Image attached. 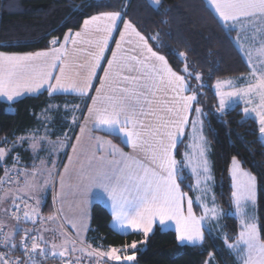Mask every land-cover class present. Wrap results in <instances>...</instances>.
Here are the masks:
<instances>
[{
    "label": "snow or ice",
    "instance_id": "obj_1",
    "mask_svg": "<svg viewBox=\"0 0 264 264\" xmlns=\"http://www.w3.org/2000/svg\"><path fill=\"white\" fill-rule=\"evenodd\" d=\"M161 2L162 0H152L157 6ZM208 3L226 30V37L232 41L250 68L249 82L243 87H233V81L230 79L216 81L215 88L220 97L219 110L223 111L225 98L229 100L237 98L243 100L245 104L252 103L250 98L258 99L259 102L254 107H245L243 113L245 116L250 113L255 115L259 124L258 131L264 136V0H208ZM122 15L121 11L99 12L83 21V31L74 34L79 40L72 39L71 30L64 36L65 44L71 39L73 45L78 42L88 43L95 48V51L88 53L91 57L89 73L82 82L66 75V64L62 57H67L69 53L63 44L60 48L34 53L0 52V96L6 97L8 101H13L26 93L40 94L42 89L48 91L49 96L56 93L87 96L108 41L117 30V22H121L124 27V31L120 32V41L116 43L118 50L126 35H134L138 38L139 45L150 54L149 58L158 62L148 64L138 61L140 64L138 70L145 73L143 76H122L118 71L122 57L113 52L112 60L108 61V68L104 70L100 88L96 89L97 95L91 97L92 106L88 108V113L93 127L105 130L110 135L120 136L123 143L142 156L138 158L136 155L124 153L110 141H102L97 137L100 150H103L104 144H108L109 154L114 158L97 168L94 175L88 178L92 182V187L106 194L116 227L124 234L132 231L142 233L145 237L144 241H132L121 247H109L107 251L79 249L89 258H94L96 264H100L101 261L104 264H136L138 245L146 243L157 221L161 225L174 221L178 241L192 245L201 244L205 240V225L210 222L218 224L219 218L224 215L223 209L216 204L215 195L211 194L209 189L212 176L207 157L208 142L203 135L202 109L196 106L200 103L198 95L202 94L205 86L202 74L190 70L186 63V55L182 52H173L183 64L179 72L173 70L167 58L153 51L149 44V40L158 41V34L148 36L141 34L131 21L122 20ZM233 32L236 33L235 36L232 35ZM91 33L102 35L96 39H84ZM50 43L55 45L58 39L53 38ZM131 59L135 60L136 57ZM58 61L59 75L54 76ZM53 80L55 83H52ZM118 80L131 86L120 87L118 84L113 86ZM192 80L197 82L196 85H191ZM225 85L230 90L223 91ZM165 90L170 92V99L163 101L155 99L158 92ZM64 107L68 109V105ZM78 107L72 106L71 111H77ZM52 108L59 106L50 105L44 111L48 112ZM192 113H195V118L190 119ZM148 117H151V121L146 122ZM77 120L78 118L72 115L69 122L76 125ZM186 129H190L188 134L190 143L185 146L186 151L182 153V160H178L176 158L178 145L184 143ZM84 131L85 128L81 126L80 132ZM24 139L32 137H20L13 143V148ZM69 139L65 133L63 140L56 143L61 148L67 147L69 145L65 142ZM76 139L79 142V137ZM5 143L9 141L5 139ZM31 147L33 150L36 149L35 144ZM72 148L73 151L76 150L75 146ZM11 151L12 148L0 147V161H3ZM55 151L54 149L53 154ZM117 155L120 159H115ZM15 159L18 160V157ZM71 159L69 157V161ZM55 163L53 161V167ZM64 169L68 170L67 165ZM185 169H188L195 178V183L188 185L199 193L194 198L181 190ZM4 172L7 177L8 169L5 168ZM231 175L234 189L231 193L232 203L235 214L239 217L241 231L235 237V243H228V236L225 233L224 243L228 249L236 250L241 255V264H264V239H261L259 220L255 214L257 179L242 168L241 162L235 156L232 157ZM3 182L0 180V183ZM60 184L63 187L62 175ZM100 194L97 192V195ZM209 198L211 207L205 202ZM16 199L22 198L16 197L12 201L13 205L19 208ZM194 200L202 207L200 216L193 212ZM25 209L23 216L16 212L12 213L17 221L13 232H3V226L0 225V244L9 250L22 248L24 258H12L0 252V264H42V261L49 257L68 256L69 247L57 249V245L45 241L38 230L21 227L24 222L36 223L33 220V213L36 210L30 209L28 204H25ZM17 230L23 232L19 245L14 239ZM33 231H36V235L31 234ZM71 250L76 251L75 242H72ZM129 252L131 254H128ZM79 259L76 258L77 264ZM213 261V254L209 253V261L205 264H212ZM65 264H72V261L66 260Z\"/></svg>",
    "mask_w": 264,
    "mask_h": 264
},
{
    "label": "trees",
    "instance_id": "obj_2",
    "mask_svg": "<svg viewBox=\"0 0 264 264\" xmlns=\"http://www.w3.org/2000/svg\"><path fill=\"white\" fill-rule=\"evenodd\" d=\"M102 11H121L143 35L158 34V41L149 40V44L167 58L174 70L179 72L183 64L173 52H182L190 70L202 74L205 86L196 106L204 113L205 135L212 150L215 193L224 212L223 232L228 236V243H234L240 232L231 197V165L235 156L257 179V214L261 239H264V142L258 131L259 124L245 116L240 105L220 111L214 89L218 79L245 75L250 68L226 37V30L207 0H162L159 6L152 0H0V50L34 52L47 49L53 38L62 39L69 30H78L86 18ZM232 35L235 36V32ZM196 83L191 81L193 86ZM48 101L47 93L25 97L13 104L15 112L12 113L0 100V147L12 148L3 162L13 161L19 155L26 165L33 164V153L27 143H16L14 148L13 143L36 126L37 115ZM5 139L9 143H5ZM113 139L125 146L118 136ZM183 145H178V160L182 158ZM3 162L0 163V180L5 176ZM183 175L182 189L192 194L193 189L188 187L192 177L187 172ZM44 211L46 215L53 211L50 197ZM111 219V212L105 205L100 202L92 205L88 239L94 248L108 250L145 240L140 233L115 232ZM20 235L17 230L16 243ZM138 249L136 264H205L209 253L215 255L218 264H241V257L226 247L220 234L207 233L200 245H181L175 231L157 227Z\"/></svg>",
    "mask_w": 264,
    "mask_h": 264
},
{
    "label": "crops",
    "instance_id": "obj_3",
    "mask_svg": "<svg viewBox=\"0 0 264 264\" xmlns=\"http://www.w3.org/2000/svg\"><path fill=\"white\" fill-rule=\"evenodd\" d=\"M207 2H208V0H207ZM210 7H211V5H210ZM88 18H86V19H88ZM122 20H128L124 14L122 15ZM80 31H83V23L78 30L71 31L72 39L79 40V38H76L74 34L76 32H80ZM122 31H124L123 24L121 22H117V30L112 33L111 38L108 41V46L104 52L103 59H101V61H100V66L98 68H96L95 76L93 77V79L91 81L92 88L88 91L87 96L82 97L76 93H56V94H53L52 96H49L48 91L42 89L40 94L26 93L25 95H23L21 97L15 98V100H13V101H8L6 99V97L0 96V100L8 105L7 110L9 112L14 113L15 108L13 107V104L16 103L17 101H19L25 97L39 96L43 93H47L48 97H49L48 102L50 104L56 103V104H58L60 110L66 111V112L62 111L61 113L56 114V116H55L56 121L55 122L60 129H64L65 133H67L68 136H70V135L73 136V134H75L73 139H72V144L74 143V140L77 137H79V142H77V148H84V147L86 148V147H91V146H97L100 149L99 143L96 139L97 137H99V138H101L102 141H110L112 145H115L122 152L128 153L130 155H136L138 158H140L142 156V154L135 153L130 146H127L125 143L122 142L127 147L126 148L125 146L116 142L113 139V136H117V135H110L105 130H100V129L94 128L93 124H92V119H91V117H89V113H88V108L92 106L91 97H95L97 95L96 89L100 88L101 80H103V78H104V70L108 68V61L112 60V53L113 52H117L118 57H122V59L120 61L121 67L118 69V71L120 72V74L122 76H130V77L131 76H143L145 73L138 70V69H140V64L138 63V61H144L145 63H148V64H158L157 61L149 58L150 54L144 48H142L139 45L138 38L135 37L134 35H126L124 40L121 41V48L118 50L116 43H117V41H120V32H122ZM66 34H69V31ZM100 35H102V33H91L90 35L84 37V39H96ZM235 35H236V33H235ZM62 44L65 46V48L68 50V53H69L67 57H62V60L66 64V68H65L66 75L73 77L74 79H76L79 82H82L88 76V73H89V65L91 62V57L88 55V53L95 51V48L93 45L88 44V43H79V42L76 45H73L71 43V39L67 42V44H65L64 37H63L62 39H58L57 44H55V45L51 44V46L47 49L38 50V51H34V52L49 51L52 48H60ZM153 51H155V50L153 49ZM0 52H6V51L0 50ZM6 53H27V52H6ZM132 57H136V59L135 60L131 59ZM59 63L60 62L58 61L57 62L58 67L53 72L54 76L59 75ZM249 72L245 75H241V76H237V77H228V78H224L222 80L230 79L233 81V85H232L233 87H235V88L243 87L249 82V78H248ZM52 83H55V80H53ZM116 84H118L120 87L131 86L129 83L119 81V80L116 81L113 86H116ZM215 84H216V82H215ZM215 84H214V89H215V92L217 93V89L215 88ZM228 90H230L229 87L227 85H225L223 88V91H228ZM105 91L106 92L108 91L107 87L105 88ZM109 94H111V93H109ZM186 94H190V93H186ZM217 96H218V101H219L220 97L218 94H217ZM149 98L152 99L151 96ZM170 98H171V94H170V92H166V90L158 92L156 94V97H155V99L160 100V101L168 100ZM250 99H252V101L254 102L255 105L259 102L258 99L254 98V97L250 98ZM65 105H68V109H65V107H64ZM72 106H79L78 110L75 112L71 111ZM154 106H156V105H154ZM233 106L234 105H232L230 109H232ZM234 107H236V105ZM44 108L39 111V113L37 115V119H38L39 115L44 112ZM243 109L244 108L242 107V110ZM62 113H66L65 116L69 119L63 120V118L61 116ZM72 115H75L78 118L76 125H72L69 122ZM194 116H195V113H192L190 115V119H193ZM247 117H251L258 122V120L255 118V116L251 115V113ZM148 121H151V117L147 118L146 122H148ZM63 122H64V124H62ZM59 124L61 126H59ZM81 126L85 128V131L83 133L80 132ZM189 131H190V129H186L184 145H183V152L186 151L185 146L188 143H190V140L188 139ZM118 137L122 141L121 137L120 136H118ZM207 144L209 145V143H207ZM27 147H28V149H30L29 145H27ZM209 148H210L209 152H210L211 162H212L211 169L214 173L213 161H212V150H211L210 146H209ZM103 149L109 150L108 144H104ZM28 159H30V158L28 157ZM33 159H34V157H33ZM115 159H120V157L117 155L115 157ZM180 160H182V158ZM30 162H31V160H30ZM33 162L35 163V159L32 160V163ZM186 172L188 174H190V176L192 177L190 183L193 184V182L195 180L194 177L191 175V173L189 172L188 169L184 170V173H186ZM215 180H216V178H215ZM181 190L183 192L187 193L188 196H191L193 198L196 196V192L194 191V189H193L192 194L183 190L182 186H181ZM71 199H72L71 210H73L72 206H76L75 207L76 209L81 208L82 212H83L82 215L84 216V226L81 227L77 223H75L73 216H70L71 210L65 211L66 220H67L68 224L70 223V227L73 228V229H71L72 231H70L71 234L68 231L61 232L60 230H58L59 228H57L56 226H54V228L47 227V225L50 222H52L54 219H56V217L61 216V213L60 212L55 213L53 210L50 215H46V213L44 211L45 203L43 205H41V207L36 212L33 213V220H35L36 223H32L31 221L26 222V223L27 224H37V223L40 224L41 221H43V220L46 221L45 223L39 225V227H38L39 232H40V234L43 235L45 241H48L49 243L56 244L57 249H60L62 247H69V254L68 255H70V256L79 257L80 259H83V260L86 259V260H92V261L96 262V260L94 258H89L86 253L80 252L79 249L83 248V249H88L89 251L97 249L91 245V243L89 242V239H88V231H89L90 223H91L92 205L95 202H100L103 205H105L109 209V211L111 212V208L109 206L110 202L107 200L106 194H103L102 197L99 198L96 195L93 196V195H89V194L85 193V194H81L77 198L74 197ZM216 200H217V198H216ZM184 207H185V212H186V208H187L186 201L184 203ZM193 212L197 216H200L202 214V207L200 206L199 202L195 201V200L193 203ZM234 213H235V210H234ZM6 215H7V212H6ZM111 215H112V212H111ZM257 217H258V214H257ZM6 221L10 224V225H8L10 232H13L16 229L17 223L8 220L7 217H6ZM174 225H175L174 221L166 222V224H164V225H161L159 223V221H157V223L153 225V231L151 233H153L157 227H160L164 230H173L176 232ZM111 227L115 232H117L119 234L126 235V234L122 233L121 230H119L116 227L114 220H113V216L111 219ZM221 228L223 231V217H222ZM56 229L59 232H55ZM240 231H241V226H240ZM131 233H137V232L129 231L127 234H131ZM151 233H149V235ZM207 233H209V231H208L207 226L205 225V238L207 236ZM16 234H17V231H16ZM140 234H142V233H140ZM176 234H177V232H176ZM223 235H224V233H223ZM72 242H76L77 244L80 245L79 247L75 245L76 251L71 250ZM179 243L181 245H192V244H188L187 242H180L179 241ZM195 245H200V244H195ZM98 250L102 251L100 249H98ZM234 251H235V253H237L241 257V255L236 250H234ZM102 262L103 261H101L100 263H102Z\"/></svg>",
    "mask_w": 264,
    "mask_h": 264
},
{
    "label": "rangeland",
    "instance_id": "obj_4",
    "mask_svg": "<svg viewBox=\"0 0 264 264\" xmlns=\"http://www.w3.org/2000/svg\"><path fill=\"white\" fill-rule=\"evenodd\" d=\"M226 103L225 107L222 112L227 111L231 108L232 105H240L241 108H252L255 106L254 102L252 101L251 104H245L243 100L233 98L229 100L225 98ZM219 102V101H218ZM50 105H58L56 103L48 104L45 106L44 109L48 108ZM233 106V107H234ZM232 107V108H233ZM220 108V107H219ZM63 109V108H62ZM65 110H60V108H52L48 112H43L39 115V117H45L44 119H40L38 117L36 126L29 130L27 134L24 136L25 138L32 137V139H24L20 141L18 144H22L24 142L29 145L30 150L33 153V157L35 159V163L31 166L26 165L24 161H22V165L20 170L23 172V180L20 182L16 178L10 177V173H8L7 177H3V183H0V225L8 226L10 225L6 221V212L8 207L12 204L13 199L16 197L21 198H32L35 201L34 209L37 211L41 205H43L46 200L50 197L53 203V210L54 212H60L61 216L56 217L52 222H50L47 227L54 228L56 226L59 228L61 232L68 231L70 234L73 229L70 227V223L68 224L66 220L65 211L71 210V198L78 197L81 194H89V195H96L97 197L101 198L103 195L102 190H98L92 187V182L88 178L90 175H94L97 168L101 165L106 164L108 160L113 159L109 154V150H100L97 146L91 147H84V148H77V139L74 140L72 144L73 136L70 137L65 143L69 146L61 148L58 143V140H63L65 131L64 129H60L56 124V114L61 113ZM243 111V110H242ZM66 112V111H65ZM203 113V111H202ZM65 114L62 113L61 116L63 120L65 119ZM255 116L254 114H251ZM195 118V116H194ZM201 119L204 122V113L201 115ZM66 120V119H65ZM64 124V122L62 123ZM59 126H61L59 124ZM206 126L204 122V131L203 135L206 138ZM42 137H46L47 139H41ZM261 140L264 142V136H261ZM48 141H52L53 143H48ZM35 144L36 149L33 150L31 145ZM72 146H75V151H73ZM209 146L207 144L208 152L207 157L210 163L211 169V156L209 152ZM8 149L7 147H3ZM56 150L53 154V150ZM19 159L21 158L17 155ZM69 157H71V161H69ZM100 157H104V160H101ZM6 159V157H5ZM4 159V160H5ZM33 159V160H34ZM3 160V161H4ZM239 160V159H238ZM3 161H0L3 162ZM53 161H55V167H53ZM240 161V160H239ZM67 165V171H65L64 166ZM242 166V164H241ZM232 167V165H231ZM242 168L245 171L250 172L249 170L245 169L243 166ZM5 173V172H4ZM35 173V175H34ZM253 174L252 172H250ZM63 176V187L60 184V176ZM254 175V174H253ZM211 176L212 181L209 184V189L211 194L215 195V187H216V180L215 175L211 169ZM255 176V175H254ZM195 179V178H194ZM9 180L11 182H9ZM232 180V187H233V178L231 175ZM47 181V183H45ZM195 183V180L193 184ZM191 183H188V185ZM26 185H35V187H27ZM234 190V189H233ZM195 191V190H194ZM257 191V189H256ZM97 192H100V195H97ZM196 192V191H195ZM196 195H199L196 192ZM18 200V199H16ZM39 201V203H37ZM211 207L210 198L205 201ZM216 204L221 208L218 201L216 200ZM76 206H72L70 216H73L75 223L79 226H84V216L82 215V209H76ZM222 209V208H221ZM258 209V191H257V201H256V215ZM222 217L219 218L218 224L216 222H210L207 224V228L209 233L211 234H220L223 235V231L221 228L222 224ZM9 227V226H8ZM57 229L55 232H59ZM39 231V228H38ZM76 246H80L75 242ZM101 250V249H100ZM107 251V250H102ZM128 254H131L130 252ZM214 256V261L212 264H218L217 258ZM206 261H209L206 260Z\"/></svg>",
    "mask_w": 264,
    "mask_h": 264
},
{
    "label": "built area",
    "instance_id": "obj_5",
    "mask_svg": "<svg viewBox=\"0 0 264 264\" xmlns=\"http://www.w3.org/2000/svg\"><path fill=\"white\" fill-rule=\"evenodd\" d=\"M22 165V160L21 158L18 160L14 159L13 161L10 162H3L2 163V170H4L5 168L8 169V173H10V177L12 178H16L17 180H19L20 182L23 180V172L20 170V167ZM16 204L19 205V208H16L13 203L9 206L8 210H7V219L17 223V221L13 218L12 213L16 212L17 214L23 216V212L26 210L25 209V204H28L30 209H34L35 207V201L32 198H22V199H18L16 200ZM46 221H41L40 224H27L26 222L22 223V226L24 229H35L38 230L39 225L45 223ZM3 232H10V229L8 226H4L3 227ZM20 237H19V241L17 243V245H19L21 238L23 237V232H20ZM32 235H36V231H33L31 233ZM0 252H4L7 255L11 256L12 258H24V253H23V249L20 247H17L14 250H9L8 248H5L2 244H0ZM77 257L74 256H66L64 258H60V257H55V258H47L46 260L42 261V264H65L66 260H71L72 264H77ZM79 264H96V262L92 261V260H83V259H79ZM102 264V263H100Z\"/></svg>",
    "mask_w": 264,
    "mask_h": 264
}]
</instances>
